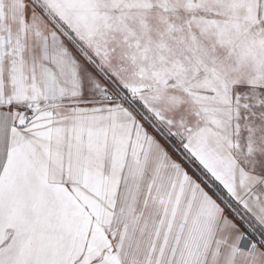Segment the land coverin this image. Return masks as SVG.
<instances>
[{
    "label": "snow or ice",
    "instance_id": "obj_1",
    "mask_svg": "<svg viewBox=\"0 0 264 264\" xmlns=\"http://www.w3.org/2000/svg\"><path fill=\"white\" fill-rule=\"evenodd\" d=\"M0 264H264V0H0Z\"/></svg>",
    "mask_w": 264,
    "mask_h": 264
}]
</instances>
